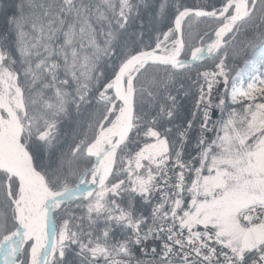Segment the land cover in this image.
I'll use <instances>...</instances> for the list:
<instances>
[{"label":"snow or ice","instance_id":"6c2138e0","mask_svg":"<svg viewBox=\"0 0 264 264\" xmlns=\"http://www.w3.org/2000/svg\"><path fill=\"white\" fill-rule=\"evenodd\" d=\"M0 264H264V0H0Z\"/></svg>","mask_w":264,"mask_h":264},{"label":"trees","instance_id":"16d2710c","mask_svg":"<svg viewBox=\"0 0 264 264\" xmlns=\"http://www.w3.org/2000/svg\"><path fill=\"white\" fill-rule=\"evenodd\" d=\"M196 2H199V0H196ZM244 40V37H241V41H243ZM241 63H242V61H241Z\"/></svg>","mask_w":264,"mask_h":264}]
</instances>
